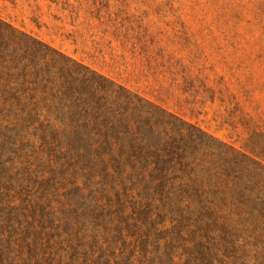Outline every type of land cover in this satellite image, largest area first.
Instances as JSON below:
<instances>
[{
  "label": "trees",
  "instance_id": "obj_1",
  "mask_svg": "<svg viewBox=\"0 0 264 264\" xmlns=\"http://www.w3.org/2000/svg\"><path fill=\"white\" fill-rule=\"evenodd\" d=\"M0 264H264V162L0 18Z\"/></svg>",
  "mask_w": 264,
  "mask_h": 264
},
{
  "label": "rangeland",
  "instance_id": "obj_2",
  "mask_svg": "<svg viewBox=\"0 0 264 264\" xmlns=\"http://www.w3.org/2000/svg\"><path fill=\"white\" fill-rule=\"evenodd\" d=\"M0 18L264 162V0H0Z\"/></svg>",
  "mask_w": 264,
  "mask_h": 264
}]
</instances>
